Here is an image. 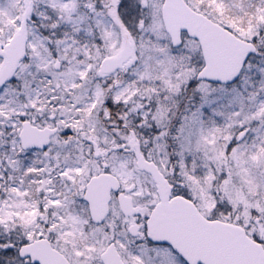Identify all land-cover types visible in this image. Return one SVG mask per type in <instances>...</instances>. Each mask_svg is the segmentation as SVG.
Instances as JSON below:
<instances>
[{
    "label": "snow or ice",
    "instance_id": "1",
    "mask_svg": "<svg viewBox=\"0 0 264 264\" xmlns=\"http://www.w3.org/2000/svg\"><path fill=\"white\" fill-rule=\"evenodd\" d=\"M0 264H264V0H0Z\"/></svg>",
    "mask_w": 264,
    "mask_h": 264
}]
</instances>
